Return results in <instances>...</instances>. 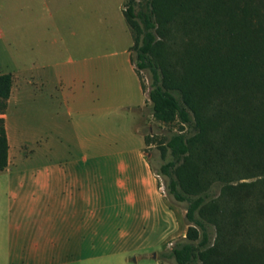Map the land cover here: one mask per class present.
<instances>
[{"label":"trees","instance_id":"trees-1","mask_svg":"<svg viewBox=\"0 0 264 264\" xmlns=\"http://www.w3.org/2000/svg\"><path fill=\"white\" fill-rule=\"evenodd\" d=\"M122 13L134 69L151 75L152 118L179 126L156 142L161 158H172L158 175L186 203L187 229L159 259L264 264V0H128ZM11 86V75H0V171Z\"/></svg>","mask_w":264,"mask_h":264},{"label":"crops","instance_id":"crops-1","mask_svg":"<svg viewBox=\"0 0 264 264\" xmlns=\"http://www.w3.org/2000/svg\"><path fill=\"white\" fill-rule=\"evenodd\" d=\"M129 61L134 69L131 52ZM13 75L1 116L8 163L0 171V197L6 195L11 205L13 242L26 245V258L20 260L24 264H170L159 254L185 237L186 212L180 214L178 205L160 191L143 134L138 132L142 140L138 147L99 146L98 132L76 130L85 111L75 110L70 131L59 129L53 136L50 130L28 127L17 142L8 127L10 106L23 97L33 107H51L52 102L39 93L44 81L39 74ZM58 99L70 118L68 101L63 95ZM51 137L57 138V145H51ZM25 145L43 160L22 161L34 152L24 156Z\"/></svg>","mask_w":264,"mask_h":264},{"label":"rangeland","instance_id":"rangeland-1","mask_svg":"<svg viewBox=\"0 0 264 264\" xmlns=\"http://www.w3.org/2000/svg\"><path fill=\"white\" fill-rule=\"evenodd\" d=\"M127 2L0 0V75L10 74L12 78L17 72L24 76L39 74L44 79L39 93L52 102L51 107H33L23 97L18 105L10 106L8 127L17 142L26 136L28 127L50 130L53 136L59 129L70 131L69 121L71 124L75 120V110H84L82 125L76 130L98 132L99 146L138 147L141 132L153 136L145 153L157 175L160 166L172 160L168 153L161 158L156 142L177 132L179 126L162 125L151 116L147 102L151 75L139 72L142 90L129 61L133 37L122 15ZM132 57L136 62L134 51ZM60 95L68 101L70 118L59 106ZM50 143L57 145V138L51 137ZM24 149V156L34 152L31 159L24 157L22 161L43 160L32 147L25 145ZM232 177L236 179L237 175ZM260 179L241 182L257 183ZM158 181L160 191L178 205L180 214L185 213L186 203H177L167 193L168 178L158 175ZM221 186L216 183L212 195H218ZM1 190L6 192L5 187ZM10 207L8 197H0V264H24L20 259L26 258V245L13 242ZM209 231L213 239V228Z\"/></svg>","mask_w":264,"mask_h":264}]
</instances>
